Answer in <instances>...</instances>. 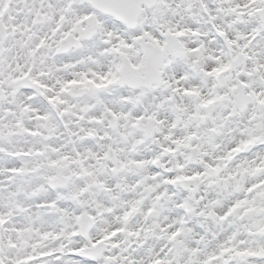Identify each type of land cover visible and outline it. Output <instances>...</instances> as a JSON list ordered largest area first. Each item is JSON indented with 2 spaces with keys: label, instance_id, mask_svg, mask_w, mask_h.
<instances>
[{
  "label": "snow or ice",
  "instance_id": "1",
  "mask_svg": "<svg viewBox=\"0 0 264 264\" xmlns=\"http://www.w3.org/2000/svg\"><path fill=\"white\" fill-rule=\"evenodd\" d=\"M0 264H264V0H0Z\"/></svg>",
  "mask_w": 264,
  "mask_h": 264
}]
</instances>
